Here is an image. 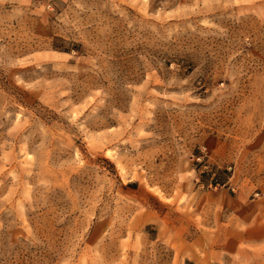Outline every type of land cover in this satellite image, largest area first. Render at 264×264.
<instances>
[{
  "label": "rangeland",
  "instance_id": "rangeland-1",
  "mask_svg": "<svg viewBox=\"0 0 264 264\" xmlns=\"http://www.w3.org/2000/svg\"><path fill=\"white\" fill-rule=\"evenodd\" d=\"M0 264H264V0H0Z\"/></svg>",
  "mask_w": 264,
  "mask_h": 264
}]
</instances>
